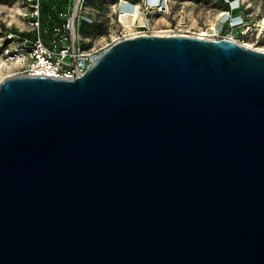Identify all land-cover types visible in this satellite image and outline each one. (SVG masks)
<instances>
[{"label": "water", "instance_id": "1", "mask_svg": "<svg viewBox=\"0 0 264 264\" xmlns=\"http://www.w3.org/2000/svg\"><path fill=\"white\" fill-rule=\"evenodd\" d=\"M0 264H264V52L140 36L3 81Z\"/></svg>", "mask_w": 264, "mask_h": 264}, {"label": "built area", "instance_id": "2", "mask_svg": "<svg viewBox=\"0 0 264 264\" xmlns=\"http://www.w3.org/2000/svg\"><path fill=\"white\" fill-rule=\"evenodd\" d=\"M24 1L28 7L27 22L32 37L23 38L22 46L14 55L17 65L23 70L18 77L74 79V74L76 77L83 75L105 51L127 39L140 36H189L162 35L152 30L154 26L151 14L167 12L169 0H106L107 10L112 8L115 11L116 25L109 28L106 26L109 38L105 39L101 48L93 46L86 49L84 47L89 39L82 37L81 27L84 23L94 24L95 15L99 13L95 6L97 0H68L67 8L58 13V23L51 28L43 27L42 24L44 0ZM221 1L228 8L219 15V30L211 28L199 36L205 34L202 37L206 40H225L240 44L225 31H238L242 36L250 33L244 5L239 0Z\"/></svg>", "mask_w": 264, "mask_h": 264}, {"label": "rangeland", "instance_id": "3", "mask_svg": "<svg viewBox=\"0 0 264 264\" xmlns=\"http://www.w3.org/2000/svg\"><path fill=\"white\" fill-rule=\"evenodd\" d=\"M119 1V0H118ZM244 5L250 33L242 36L238 31L227 30L238 43L264 52V0H239ZM106 1L95 15V22L82 37L89 39L86 49L101 48L108 39L107 27H115L117 18ZM228 8L221 0H169L168 11L151 14L154 33L162 35L185 34L198 37L211 28H220L219 15ZM28 7L24 0H0V83L18 77L23 70L17 65L15 53L22 46L23 38L32 37L27 22ZM107 26V27H106ZM219 30V29H218Z\"/></svg>", "mask_w": 264, "mask_h": 264}, {"label": "trees", "instance_id": "4", "mask_svg": "<svg viewBox=\"0 0 264 264\" xmlns=\"http://www.w3.org/2000/svg\"><path fill=\"white\" fill-rule=\"evenodd\" d=\"M106 0H97L95 6L102 9V3ZM68 0H44L42 5V24L43 27L51 28L56 25L58 13L67 8ZM92 25L82 24L81 29L85 30Z\"/></svg>", "mask_w": 264, "mask_h": 264}, {"label": "bare ground", "instance_id": "5", "mask_svg": "<svg viewBox=\"0 0 264 264\" xmlns=\"http://www.w3.org/2000/svg\"><path fill=\"white\" fill-rule=\"evenodd\" d=\"M124 20L125 21H127L125 18H124ZM127 24L129 23V22H126ZM262 24H264V19H263V23ZM160 34V33H159ZM162 34V33H161ZM205 34H202V36H204ZM202 36H199L198 38H201V39H204V37H202ZM246 46V45H245ZM246 47H248V48H251L250 46H246ZM251 49H253V48H251ZM258 51H262V50H258Z\"/></svg>", "mask_w": 264, "mask_h": 264}]
</instances>
